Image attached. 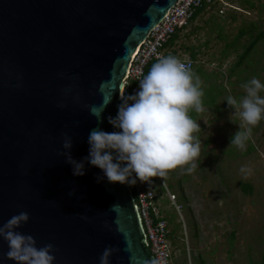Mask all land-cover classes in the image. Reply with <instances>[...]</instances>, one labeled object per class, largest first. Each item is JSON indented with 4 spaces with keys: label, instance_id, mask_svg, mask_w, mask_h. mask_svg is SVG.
<instances>
[{
    "label": "water",
    "instance_id": "95a60500",
    "mask_svg": "<svg viewBox=\"0 0 264 264\" xmlns=\"http://www.w3.org/2000/svg\"><path fill=\"white\" fill-rule=\"evenodd\" d=\"M178 1L0 0V226L28 212L18 231L53 244L54 264H100L109 246L111 264H158L132 188L98 182L85 158L92 129L113 131L130 65ZM8 250L0 238V264H16Z\"/></svg>",
    "mask_w": 264,
    "mask_h": 264
},
{
    "label": "rangeland",
    "instance_id": "374dc122",
    "mask_svg": "<svg viewBox=\"0 0 264 264\" xmlns=\"http://www.w3.org/2000/svg\"><path fill=\"white\" fill-rule=\"evenodd\" d=\"M247 11L237 14L235 22L220 18L217 11L207 28L195 29L193 35L188 34L190 29L177 42L181 45L176 47L177 57L191 58L188 47L201 51L194 60L193 72L200 77L205 93V111L190 112L200 124L196 135L203 141L195 171L187 173V166L178 167L165 178L153 177L150 186L168 222L170 238H175L172 252L177 263L252 264L262 260L264 120L253 129L244 148L230 145L243 122L236 115L231 116L235 123L229 119L235 109L229 108L226 101L229 95L238 100L245 96L241 85L253 77L264 82V41L258 43L259 51L235 66L250 41L245 35L237 51L232 48L236 34L248 26L250 33L255 32L253 23L256 32L264 28V0H256L255 8ZM241 168L251 169V174L242 173ZM246 183L253 186L251 192L243 189Z\"/></svg>",
    "mask_w": 264,
    "mask_h": 264
},
{
    "label": "clouds",
    "instance_id": "9594fccd",
    "mask_svg": "<svg viewBox=\"0 0 264 264\" xmlns=\"http://www.w3.org/2000/svg\"><path fill=\"white\" fill-rule=\"evenodd\" d=\"M180 58L172 54L161 56L141 76L138 90L120 94L117 114L108 117L113 131L97 127L89 133V155L85 159L102 170L103 176L97 178L98 182L106 178L113 185L133 187L140 181L151 186L153 177L165 178L178 167L187 166V173L195 171L203 141L196 135L201 130L200 124L190 112L205 111V93L200 77L193 72L195 64L191 69ZM241 87L246 91L245 96L239 100L232 95L226 98L229 108L235 109L229 119L236 115L243 122L230 140V145L238 148L245 147L253 129L264 120V95H261L264 82L253 77ZM103 110L96 106L90 108L98 120ZM71 147L72 140L65 134L63 148ZM61 155L73 165V175L86 174L84 162L73 159L70 152ZM240 171L251 174L248 168ZM29 219L30 214L22 211L0 226V238L9 247L6 258L16 264H54L53 244L38 246L32 235L18 231ZM116 251L106 247L100 264H111Z\"/></svg>",
    "mask_w": 264,
    "mask_h": 264
},
{
    "label": "built area",
    "instance_id": "2783aa9c",
    "mask_svg": "<svg viewBox=\"0 0 264 264\" xmlns=\"http://www.w3.org/2000/svg\"><path fill=\"white\" fill-rule=\"evenodd\" d=\"M215 0H179L170 10L165 19L151 32L150 36L141 44L133 59L129 74L125 80L122 93H134L139 88V79L146 74L148 65L166 56L164 46L172 35L180 28L188 26L197 8ZM180 58V57H179ZM193 68L195 61L189 58H180ZM132 188L136 192L135 198L141 211L146 230L149 249L155 256L158 264H174L172 242L168 222L162 215L157 204V194L149 184L138 181Z\"/></svg>",
    "mask_w": 264,
    "mask_h": 264
},
{
    "label": "crops",
    "instance_id": "0c3cea01",
    "mask_svg": "<svg viewBox=\"0 0 264 264\" xmlns=\"http://www.w3.org/2000/svg\"><path fill=\"white\" fill-rule=\"evenodd\" d=\"M248 1H251V3ZM255 1L256 0H246L242 4L241 3L237 4L236 0H215L213 3H206L196 11L195 15L190 20V23H189L190 27L187 26L186 30H183V35L185 37L187 31L190 32V29H192V31L191 33H188V34L193 35L194 34L193 30L198 29V28L201 29V27L207 28L208 24H211V22L213 21L211 17H213V15L216 16L217 11L221 15L220 18H226L225 21L233 20V22H235L238 18L237 14L240 16L242 14L241 12L246 13L248 12L247 10L251 8H255ZM241 31H239L236 35L240 34ZM177 45L178 44L176 43L175 49L176 47L181 46V45H178V46ZM191 50H195L197 52L196 57H198L199 54L201 53V51L198 49L191 48ZM171 51L172 50H170V48L164 49V52L166 55L170 54Z\"/></svg>",
    "mask_w": 264,
    "mask_h": 264
},
{
    "label": "trees",
    "instance_id": "16d2710c",
    "mask_svg": "<svg viewBox=\"0 0 264 264\" xmlns=\"http://www.w3.org/2000/svg\"><path fill=\"white\" fill-rule=\"evenodd\" d=\"M206 4V3H205ZM204 5V4H203ZM202 5V6H203ZM201 6V7H202ZM200 8V7H199ZM199 8H197V10L199 9ZM196 10V11H197ZM196 11H195V13H196ZM195 13H194V15H195ZM193 15V16H194ZM193 17H191V19H192ZM190 19V20H191ZM249 27V26H248ZM248 27H247V29H245V30H242L241 32H240V34H238V35H236L238 38H236L235 39V43H233L232 44V48H235V50H239L237 47H238V45L237 44H239V42L243 39V40H246L245 38H243V37H245V35H248L249 37H250V41L248 42V45L247 46H245V51L242 53V54H240L239 55V61H238V63L235 65L236 67H239L240 65H242V63L244 62V61H246V59H247V57L250 55V54H252V53H254V51H259L258 50V48H257V45H258V43L260 42V41H264V28L262 29V30H260L259 31V29H258V31L256 32V27H255V24L253 23L252 24V28H255V32H251L250 33V30L248 29ZM187 27H185V28H180V29H178L173 35H172V37H171V39L166 43V45L164 46V48H170V50H172L171 51V53L170 54H172V55H175V56H177V54H178V51H176V49H175V46H176V43L178 42V40L179 39H181L182 37H183V30H185ZM188 49L190 50V57H191V59L192 60H196V56H197V52L195 51V50H191V48L190 47H188ZM157 60H154V61H152L149 65H148V67H147V70H146V74H147V72L149 71V69L151 68V66L156 62ZM234 69H236V68H234ZM117 111H118V108H117ZM116 114H117V112H116ZM249 183H246V184H244V186H243V189L246 191V192H251L252 191V189H253V186L252 185H248ZM134 195H136V192L134 191ZM197 224V223H196ZM232 235H234L233 234V232H232ZM171 237V236H170ZM171 239V242L173 241H175V238L174 237H172V238H170ZM173 242H172V244H173ZM174 264H186L185 262H181V263H177V261H176V257L174 256ZM252 264H264V252H263V255H262V260L260 261V262H253Z\"/></svg>",
    "mask_w": 264,
    "mask_h": 264
}]
</instances>
